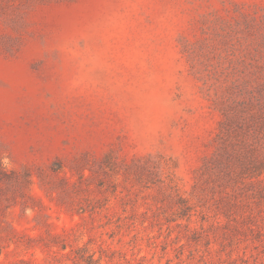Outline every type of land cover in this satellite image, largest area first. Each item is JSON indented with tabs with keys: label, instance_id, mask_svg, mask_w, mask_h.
<instances>
[{
	"label": "rangeland",
	"instance_id": "1",
	"mask_svg": "<svg viewBox=\"0 0 264 264\" xmlns=\"http://www.w3.org/2000/svg\"><path fill=\"white\" fill-rule=\"evenodd\" d=\"M0 264H264V0H0Z\"/></svg>",
	"mask_w": 264,
	"mask_h": 264
},
{
	"label": "trees",
	"instance_id": "2",
	"mask_svg": "<svg viewBox=\"0 0 264 264\" xmlns=\"http://www.w3.org/2000/svg\"><path fill=\"white\" fill-rule=\"evenodd\" d=\"M260 167H259V165H257V169L259 170V172H260V169H259ZM184 206V205H183ZM186 208V207H185Z\"/></svg>",
	"mask_w": 264,
	"mask_h": 264
}]
</instances>
